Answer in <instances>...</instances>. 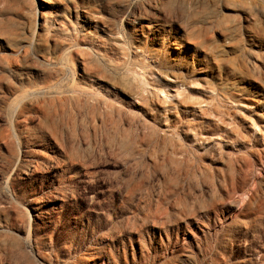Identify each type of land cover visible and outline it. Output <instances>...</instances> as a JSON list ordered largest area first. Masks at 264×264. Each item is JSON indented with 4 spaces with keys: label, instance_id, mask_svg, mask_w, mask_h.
<instances>
[{
    "label": "rangeland",
    "instance_id": "374dc122",
    "mask_svg": "<svg viewBox=\"0 0 264 264\" xmlns=\"http://www.w3.org/2000/svg\"><path fill=\"white\" fill-rule=\"evenodd\" d=\"M262 161L264 0H0V264H264Z\"/></svg>",
    "mask_w": 264,
    "mask_h": 264
},
{
    "label": "bare ground",
    "instance_id": "6f19581e",
    "mask_svg": "<svg viewBox=\"0 0 264 264\" xmlns=\"http://www.w3.org/2000/svg\"><path fill=\"white\" fill-rule=\"evenodd\" d=\"M132 15V13L130 14V22H131V24L133 25V22H134V20H133V18L135 17H133V15ZM92 16V15H91ZM133 17V18H132ZM93 18H94V16H93ZM139 18H141V19H145V18H147L146 16H143V15H140L139 16ZM142 22H143V20H142ZM136 27V26H135ZM176 48H179V47H177L176 46ZM249 159V158H248ZM247 159V160H248ZM262 160H263V158H261ZM174 160V159H173ZM239 161V160H238ZM245 161V160H244ZM261 161V160H260ZM263 162V161H262ZM264 163V162H263ZM231 167V166H230ZM242 167V166H241ZM243 168V167H242ZM233 169V168H232ZM244 169V168H243ZM241 171H242V169H238V168H234V171H233V173H232V175H231V177H227L228 179H230V178H232V179H236L237 177H240L241 175H242V173H241ZM243 176V175H242ZM222 177H223V175H222ZM217 178V177H216ZM229 181V180H228ZM235 181V180H234ZM226 182V181H225ZM230 182V181H229ZM237 182V181H236ZM220 183V182H219ZM245 183V182H244ZM227 185V184H226ZM231 185V184H230ZM236 185V184H235ZM237 186V185H236ZM227 188H229V186H226ZM231 187V186H230ZM232 188V187H231ZM229 190V189H228ZM235 190H237V189H235ZM229 192V191H228ZM233 199V198H232Z\"/></svg>",
    "mask_w": 264,
    "mask_h": 264
}]
</instances>
